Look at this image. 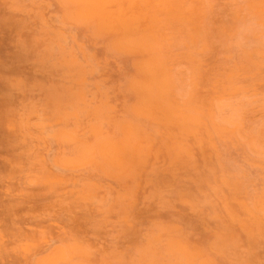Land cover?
Masks as SVG:
<instances>
[{"label": "rangeland", "instance_id": "1", "mask_svg": "<svg viewBox=\"0 0 264 264\" xmlns=\"http://www.w3.org/2000/svg\"><path fill=\"white\" fill-rule=\"evenodd\" d=\"M200 1L137 0L142 51L64 18L59 0H0V264H168L157 243L153 263L140 258L155 220L178 225L204 264H264V6ZM150 60L160 86L142 105L128 81L144 84L136 66ZM79 84L88 100L71 105ZM128 120L145 153L124 171L106 147L62 166L77 145L120 141ZM123 187L143 229L122 220Z\"/></svg>", "mask_w": 264, "mask_h": 264}, {"label": "bare ground", "instance_id": "2", "mask_svg": "<svg viewBox=\"0 0 264 264\" xmlns=\"http://www.w3.org/2000/svg\"><path fill=\"white\" fill-rule=\"evenodd\" d=\"M137 0H59L60 3L64 4L63 9L61 10L62 16L64 18H67L69 20H78V19H85L88 21V28H92L94 32L96 33H102V32H111L116 39L113 40V43L118 44L117 46H120L121 49H127L130 47H140L142 48V51H147L148 50V43L150 42V40H142L140 38H135L134 35L130 36V32L134 31L135 29L137 30V25H134L135 19H136V14L134 13V11H132L131 9L134 7V5L137 3ZM147 2L148 0H142V2ZM200 1V0H199ZM249 1V0H248ZM187 2V1H185ZM184 2V3H185ZM201 2V1H200ZM125 3L127 5V7L125 6ZM202 3V2H201ZM231 3V2H230ZM173 4V3H172ZM165 4L163 2H159L156 4L157 8H159V10H165V9H175L182 7L180 5V3L177 4ZM255 5L259 6V7H263L264 6V2L263 0H257L254 2ZM233 6V5H232ZM240 6V5H239ZM206 7V6H205ZM252 7V6H250ZM207 9V8H206ZM54 10V9H53ZM188 10V9H187ZM178 11V9H177ZM60 12V11H59ZM243 12V11H241ZM57 13V12H56ZM186 13V12H185ZM206 13V12H205ZM231 13V12H230ZM189 14V13H188ZM242 14V13H241ZM187 15V14H186ZM248 16V15H246ZM263 16V15H262ZM23 18V17H22ZM200 18V17H199ZM241 18V16H240ZM252 17H250L251 19ZM27 19V17H26ZM40 19H42V16L40 17ZM204 19V18H203ZM247 19V18H246ZM19 20V19H18ZM24 19H22L23 21ZM38 20V19H37ZM55 20V19H54ZM0 21H1V17H0ZM26 21V20H24ZM238 21V20H237ZM236 21V22H237ZM246 21V20H244ZM252 21V20H250ZM255 21V19L253 20V22ZM2 22V21H1ZM20 22V21H19ZM225 22V21H224ZM235 22V23H236ZM247 22V21H246ZM38 23V22H37ZM56 23V22H55ZM132 23V24H130ZM209 23V22H208ZM229 23V22H228ZM238 23V22H237ZM236 23V24H237ZM207 24V23H205ZM258 24V23H257ZM37 25V24H36ZM70 25V24H69ZM133 27H131V26ZM21 27H23L20 24ZM19 26V27H20ZM227 26V24H226ZM260 26V25H259ZM183 27V26H182ZM208 27V26H207ZM249 27V25H248ZM14 29L16 27H13ZM68 28V27H67ZM202 28V27H201ZM222 28V27H221ZM262 28V27H261ZM18 29V28H17ZM16 29V30H17ZM21 29V28H20ZM206 29V28H205ZM256 28H254L255 30ZM263 29V28H262ZM49 30V29H48ZM68 30V29H67ZM210 30V29H208ZM242 30V29H241ZM204 31V30H203ZM50 32V31H49ZM81 32V31H80ZM208 32V31H207ZM230 32V31H229ZM239 32V31H238ZM255 32V31H254ZM257 32V30H256ZM255 32V33H256ZM201 33V32H199ZM204 33V32H203ZM202 33V35H203ZM215 33V32H214ZM71 34V33H70ZM205 34V33H204ZM240 34V33H238ZM33 35V34H32ZM206 35V34H205ZM222 35V34H221ZM264 35V33H263ZM201 36V35H200ZM212 36V35H210ZM224 36V35H223ZM222 36V37H223ZM204 38V36H202ZM241 37V36H240ZM32 38V37H31ZM69 38V37H68ZM67 38V39H68ZM88 38V37H87ZM213 38V37H212ZM220 38V37H218ZM229 38V37H227ZM208 39V38H207ZM222 39V38H220ZM79 41V40H78ZM223 40H221L222 42ZM242 41V39H241ZM254 41V40H253ZM39 42V41H38ZM220 42V43H221ZM228 42V40L226 41ZM251 42V41H250ZM208 43V42H207ZM63 44V43H62ZM216 44V43H215ZM257 44V43H256ZM65 45V44H64ZM67 45V44H66ZM220 45V44H219ZM42 46V44H41ZM114 46V45H113ZM250 46V45H249ZM40 47V46H39ZM195 47V46H194ZM217 47V46H216ZM251 47V46H250ZM92 48V47H91ZM115 48V47H114ZM191 48V47H189ZM199 48V47H197ZM196 48V49H197ZM212 48V47H211ZM218 48V47H217ZM83 49V48H82ZM93 49V48H92ZM92 49H90V51H92ZM221 49V47H220ZM234 49V48H233ZM89 50V48H88ZM178 50V49H177ZM224 52V51H223ZM237 53V52H236ZM219 54H223L220 53ZM98 55V54H97ZM196 56V55H195ZM85 57V56H84ZM221 57V56H220ZM86 58V57H85ZM245 60V59H244ZM49 61V60H48ZM152 60L148 61V62H141L136 66V71L137 73H141L142 76H144V78L146 79L144 84H139L135 79H130L128 81V89L132 90L134 93L138 94L141 100L142 105H150L152 104L154 101H152V89L154 88L155 85H157L158 87L160 86V82L159 79L155 78L151 72V62ZM202 61V60H201ZM223 61V60H222ZM263 61V60H262ZM220 62V61H219ZM246 62V61H245ZM101 63V62H100ZM223 63V62H222ZM247 63V62H246ZM186 64V63H185ZM220 64V63H219ZM247 65V64H246ZM203 66V65H202ZM201 66V67H202ZM57 68V67H56ZM63 68V67H62ZM220 68V67H219ZM45 69V67H44ZM215 69V68H214ZM103 70V69H102ZM101 70V73H103ZM100 71V69H99ZM130 71V70H129ZM132 71V70H131ZM202 71V70H201ZM262 71V70H261ZM94 72V71H93ZM133 72V71H132ZM208 72V71H207ZM206 72V73H207ZM106 73V72H105ZM95 75V74H94ZM202 75V74H201ZM205 75V74H204ZM56 76V75H55ZM107 76V75H106ZM119 76V75H118ZM50 77V75L48 76ZM54 77V76H53ZM92 78V77H91ZM95 78V77H94ZM119 78V77H118ZM5 79V78H4ZM53 79V78H51ZM55 80V79H54ZM53 80V81H54ZM58 81V79H56ZM121 80V79H120ZM200 80V79H198ZM1 81V80H0ZM202 81V80H201ZM246 82V79L244 80ZM60 82V81H59ZM69 82V81H68ZM208 82V81H207ZM70 83V82H69ZM109 84V83H108ZM206 85V84H205ZM208 85V84H207ZM9 86V85H8ZM201 86V85H199ZM209 86V85H208ZM57 87V86H56ZM92 87V86H91ZM61 88V87H60ZM64 89V88H63ZM97 89L99 90L100 87H97ZM102 89V88H101ZM192 89V88H191ZM62 90V89H61ZM193 90V89H192ZM199 90V89H198ZM49 91V90H48ZM67 102L70 103L71 105L73 104H85L86 101L88 100L87 97V91L84 90V86L83 84H79V88L76 89L75 91L72 90H67ZM194 92V91H193ZM43 93V92H42ZM109 93V92H108ZM200 93V92H199ZM198 93V94H199ZM38 95V94H37ZM41 95V94H39ZM9 96V95H8ZM42 96V95H41ZM119 96V95H118ZM199 96V95H197ZM206 96V95H205ZM4 97V96H3ZM35 97V96H34ZM38 97V96H36ZM34 98V100H36L37 98ZM8 98V97H7ZM32 98V97H30ZM64 98V97H62ZM61 98V99H62ZM9 100V98H8ZM13 100V99H12ZM33 100V99H32ZM26 101V99H25ZM58 101H62V100H58ZM6 102V100L4 101ZM2 102V103H4ZM9 101H7L6 104H8ZM38 102V101H37ZM203 102V101H202ZM12 103V102H10ZM9 103V104H10ZM23 103V101H22ZM90 103V102H89ZM112 103V102H111ZM15 104V103H14ZM52 104V103H51ZM20 105V104H19ZM44 105V104H43ZM80 105V106H81ZM204 105V104H203ZM118 106V105H117ZM9 107V106H8ZM13 107V106H12ZM18 108V106H15V108ZM44 107V106H43ZM53 108V105L51 106ZM50 108V109H52ZM57 108V107H56ZM61 108V105L59 107V109ZM14 109V108H13ZM48 109V108H47ZM49 109V110H50ZM104 109V108H102ZM15 110V109H14ZM69 110V109H68ZM5 111V110H4ZM7 111V110H6ZM24 111V110H22ZM38 111V110H37ZM12 112V111H11ZM16 112V111H15ZM10 113V112H9ZM46 113V112H45ZM16 114V113H15ZM18 114V113H17ZM47 114V113H46ZM57 114V113H56ZM53 114V115H56ZM82 114V112H81ZM139 114V112L137 113ZM14 115V113H13ZM24 115V114H23ZM6 116V115H5ZM11 116V114L9 115ZM76 116V115H75ZM83 116V115H82ZM12 117V116H11ZM17 117V116H16ZM3 118V117H2ZM13 118H15L13 116ZM16 120V119H15ZM31 120V119H30ZM92 120V119H91ZM45 121V120H44ZM24 122V121H23ZM84 122V120H83ZM69 124V123H68ZM71 124V123H70ZM69 124V125H70ZM84 124V123H81ZM80 124V125H81ZM57 125V124H56ZM59 126L61 127V123L59 124ZM66 126V125H65ZM72 126V124H71ZM70 126V127H71ZM84 126V125H83ZM53 127H55V125H53ZM69 127V126H68ZM45 128V127H44ZM47 128V127H46ZM67 128V127H66ZM52 129V128H51ZM69 129V128H67ZM122 129H123V134L124 137L116 142V143H107V140H102L100 142H97L96 145L94 144H89L88 146H83V145H77L74 149L75 151H72L70 153H62V156L60 155V153H58L62 159V166L63 167H73L74 164L78 161V159L80 157L86 158L89 155H91L94 151L98 150L97 148L100 149V147L103 148V150L106 149L110 152L111 156L113 157V163L116 162V166L118 167V169L120 171H124V169L126 168V166H128L129 163L134 162L137 160V158H139L141 155H143L145 153V149L141 144V137L139 135V131L138 128L136 126H134L132 123H130V121H126V123H124L122 125ZM48 130V129H46ZM45 131V130H43ZM49 131V130H48ZM31 132V131H30ZM46 133V131H45ZM16 134V133H15ZM14 134V135H15ZM81 137V135H79ZM17 137V136H16ZM18 138V137H17ZM25 138V137H24ZM28 138V137H27ZM19 139V138H18ZM48 140V139H47ZM28 141V140H27ZM16 142V141H15ZM29 142V141H28ZM48 143V142H47ZM41 144V143H40ZM21 145V143H20ZM47 145V144H46ZM53 145V144H52ZM65 145V144H64ZM35 146V145H34ZM62 146V145H61ZM66 146V145H65ZM69 146V145H68ZM53 147V146H52ZM51 147V148H52ZM60 147V145H59ZM108 147V148H107ZM31 148V147H30ZM65 148V147H64ZM49 149V148H48ZM68 149V148H67ZM39 150V149H38ZM66 150V149H65ZM23 151V150H22ZM27 151V150H26ZM67 151V150H66ZM25 152V151H24ZM23 152V154H24ZM36 152V151H35ZM51 152V151H50ZM54 153V152H53ZM192 153V152H191ZM32 154V152H31ZM48 155V154H47ZM193 155V154H192ZM196 155V154H195ZM49 156V155H48ZM35 157V156H34ZM45 157V156H44ZM22 158V157H21ZM29 158V157H28ZM46 158V157H45ZM30 159V158H29ZM19 160V159H17ZM34 160V159H33ZM13 161V160H12ZM18 162V161H16ZM22 162V161H21ZM24 162V161H23ZM43 164V163H42ZM166 164V163H165ZM23 165V164H22ZM21 165V166H22ZM45 165V164H44ZM47 165V164H46ZM45 165V166H46ZM20 166V167H21ZM24 166V165H23ZM25 167V166H24ZM27 167V166H26ZM48 167V166H46ZM53 167V166H52ZM199 167V166H198ZM22 168V167H21ZM58 168V167H57ZM215 168V167H214ZM53 169V168H52ZM59 169V168H58ZM198 169V168H197ZM200 169V168H199ZM22 170V169H21ZM30 171V169H28ZM33 170V169H32ZM61 170V169H60ZM59 170V171H60ZM55 171V170H54ZM62 171V170H61ZM60 171V172H61ZM78 171V170H77ZM76 171V172H77ZM191 171V170H190ZM27 172V170H26ZM31 172V171H30ZM66 172V171H65ZM69 172V171H68ZM72 172V171H71ZM75 172V173H76ZM34 173V172H31ZM57 173V172H56ZM183 173V171H182ZM62 174V173H61ZM143 174V173H142ZM52 175V174H50ZM67 175V174H66ZM91 175V174H90ZM177 175V174H176ZM57 176V175H56ZM70 176V175H69ZM75 176V175H74ZM79 176V175H78ZM81 176V175H80ZM63 178H65V175L62 176ZM90 177V176H89ZM93 176H91L92 178ZM95 177V176H94ZM23 178V177H22ZM68 178V177H67ZM138 179V178H137ZM81 180V179H80ZM85 180V179H84ZM178 180V179H177ZM35 181V180H34ZM131 181V180H130ZM129 181V182H130ZM182 181V180H181ZM210 181V180H209ZM217 181V180H216ZM38 182V180H37ZM128 184V181H126ZM136 182V181H135ZM186 182V180H185ZM79 183V182H78ZM81 183V182H80ZM183 183V182H182ZM187 183V182H186ZM38 184V183H37ZM188 184V183H187ZM185 185V184H184ZM70 186V185H69ZM74 186V185H73ZM78 186V185H77ZM181 186V185H180ZM196 187V185H195ZM201 187V186H200ZM79 188V187H78ZM206 189V188H204ZM121 191V190H120ZM208 191V190H207ZM146 192V190H145ZM187 192V191H186ZM224 192V191H223ZM139 193V192H138ZM189 193V192H188ZM68 194V193H67ZM114 194V193H113ZM129 191L127 188L123 187V190L121 193L118 194V199H119V203H120V213H121V217L122 220L131 223L130 221V206L128 205L130 202V198L128 196ZM67 196V195H66ZM198 196V195H197ZM63 197V196H62ZM65 197V196H64ZM63 197V198H64ZM72 197V196H71ZM133 197V196H132ZM140 197V196H139ZM61 198V197H60ZM62 198V199H63ZM62 199H61V203H62ZM66 199V198H64ZM70 199V196H69ZM72 199V198H71ZM80 199V198H77ZM97 199H98V194H97ZM106 199V198H105ZM68 200V198H67ZM75 200V199H74ZM114 200V199H113ZM139 199L137 198V201ZM156 200V199H155ZM105 201V200H104ZM104 201L101 203L103 204ZM140 201V200H139ZM201 201V200H200ZM199 201V202H200ZM68 202L70 203H74L73 200L71 202V200H69ZM91 202V201H90ZM95 203V202H94ZM148 203V202H147ZM96 204V203H95ZM145 204V203H144ZM153 204V203H152ZM136 208L137 205H135ZM139 209V208H138ZM217 209V207H216ZM135 210V207H134ZM150 211V210H149ZM204 212V211H203ZM240 212V211H239ZM264 213V211L262 212ZM132 214V213H131ZM133 215V214H132ZM144 215V214H143ZM146 216V215H145ZM148 216V215H147ZM203 216V215H202ZM243 216V214H242ZM133 217V216H132ZM134 218V217H133ZM138 218V217H136ZM140 218V217H139ZM143 218V217H142ZM152 218V217H151ZM135 219V218H134ZM141 219V218H140ZM139 219V220H140ZM144 219V218H143ZM165 220V219H164ZM155 220V222H149V224L146 222V226L147 228H145V232L147 234V238H146V245L147 247L145 248V251L147 252L148 255H142L141 253V260H143L145 263H153L154 259H153V252H154V248H153V244L157 243L160 244L164 250H165V254L168 256V264H204L203 261L199 260L200 255L199 253L195 250L192 249L188 244H187V240L185 241L182 233L181 229L179 228L178 225L176 224H168L171 223H164L162 220ZM223 221V220H222ZM227 221V220H226ZM133 222V221H132ZM166 222V221H165ZM215 222V221H214ZM218 222V221H217ZM216 222V223H217ZM225 222V221H224ZM137 223V222H135ZM133 222V225L135 224ZM139 224L142 227V223H138L135 224L136 229H139ZM148 224V225H147ZM178 224V222H177ZM231 224V223H230ZM237 225V224H236ZM247 225V224H246ZM230 226V225H229ZM227 226V227H229ZM234 227V225H232ZM232 226H230L232 228ZM122 227V224H121ZM226 227V226H225ZM212 228V226H211ZM220 228V227H219ZM143 229V227H142ZM209 229V227H208ZM228 229V228H227ZM214 230V229H213ZM217 230V229H216ZM254 230V229H252ZM77 231V230H76ZM78 232V231H77ZM140 232H141V228H140ZM142 233V232H141ZM236 233V232H234ZM254 233V231H253ZM78 234V233H77ZM82 234V233H81ZM195 234V233H194ZM193 234V235H194ZM238 234V231H237ZM186 235V234H185ZM192 235V236H193ZM215 235L218 238L220 237L219 233L215 232ZM255 235V234H254ZM190 236V235H189ZM188 236V237H189ZM78 237V235H77ZM242 237V236H241ZM256 237H258V235H256ZM195 239V238H194ZM239 240V238H237ZM257 239V238H255ZM207 240V239H205ZM212 240V239H211ZM217 240V239H216ZM229 240V239H228ZM77 241V240H76ZM189 241H191L189 239ZM61 241L59 240L58 243H60ZM206 242V241H204ZM203 243V242H202ZM232 243V242H231ZM207 244V243H206ZM229 244L228 243V248H229ZM205 245V243H204ZM134 246V245H133ZM193 246V244H192ZM207 246V245H206ZM138 247V246H137ZM244 247V246H243ZM242 247V248H243ZM257 247V246H256ZM246 248V247H245ZM232 249V248H231ZM230 249V250H231ZM254 249V248H253ZM252 250V248L250 249ZM250 253V252H249ZM248 254V253H247ZM212 255V253H211ZM252 255V254H250ZM255 255V254H254ZM145 256H147V258H145ZM214 256V255H213ZM218 257V256H217ZM241 257V256H240ZM246 257V256H245ZM251 257V256H250ZM254 257V256H253ZM226 258V257H225ZM252 258V257H251ZM250 258V259H251ZM219 259V258H218ZM236 259V258H235ZM233 258V260H235ZM246 260V258H244ZM248 262H249V258H247ZM255 259V258H254ZM257 260V259H256ZM252 261V260H251ZM143 262H139L138 264H142ZM63 264V263H62ZM122 264V263H121Z\"/></svg>", "mask_w": 264, "mask_h": 264}]
</instances>
